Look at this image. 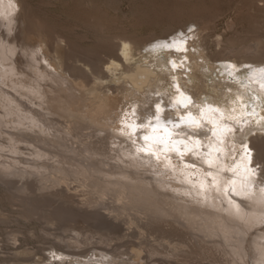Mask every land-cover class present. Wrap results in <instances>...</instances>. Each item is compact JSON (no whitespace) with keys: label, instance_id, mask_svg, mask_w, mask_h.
<instances>
[{"label":"bare ground","instance_id":"1","mask_svg":"<svg viewBox=\"0 0 264 264\" xmlns=\"http://www.w3.org/2000/svg\"><path fill=\"white\" fill-rule=\"evenodd\" d=\"M29 1L0 0V2H2V5H0V11H7L6 13H4L5 17H8V15L11 14L10 12L13 11L15 7H20L19 13L17 12L18 17H10L17 22V25H14L12 27L9 26L10 28L5 29V31L9 29L12 31L15 30L14 27H17L18 30L14 32L15 38H13V40H7V37L3 36V33L0 36V41H3L0 42V44H2V47L6 50L10 49V47H13V50H15L16 48V51L18 49H20L21 51V49L24 48L23 44H21V41L30 39V34L32 33H38L40 26H43L46 30L52 29L50 28L52 27L50 24L47 25L45 21H38L36 19V14L32 9L34 7L33 5L31 7ZM10 6H12L14 9L11 10L12 7ZM2 18L3 19H0V28L3 29L1 21L5 19L4 17ZM21 22L24 23L23 27H21ZM7 23L5 25L6 27H8ZM96 25L97 24H95L94 27L95 29ZM98 29L101 30V28ZM91 30L92 28L90 29V31ZM96 30L93 32H96V34L99 33V40H95L99 41H96L97 43L102 42L103 45L102 46L100 44V49L101 47H104L103 49L106 48L108 51H111V53H113V55L106 62L105 66L102 63V58L99 56L100 54L96 52L93 53V51L91 50L92 48H89L91 51L89 49H83L82 47V49H79L77 47V44L73 42H71L73 43V45L69 43V45H71L70 47H67V45L62 46L60 42H58L59 36H56L53 47L49 49V54L42 53L41 55L40 53H34V55L32 56V61L34 63L29 61L30 56H28V58L26 57V60L24 59L26 61V64L22 63V55L18 50L19 54H16L18 55L17 62L15 63L13 61V63H15L16 65L15 70L17 71L15 75H13L12 71H10V68L11 70L13 69L11 66L12 64L8 63L5 65V63L3 62L4 59L2 61L0 60V120H3L1 121V125L3 126H0L2 127L0 129H2L4 133L8 134V136L13 137L14 140L15 138H19L21 134H23L20 133L18 135V132H21V130L23 129V127H19V124H23V122L27 120L28 122L24 123V127H26L29 123L31 125H34L35 128H38V130H35V128L34 131L30 130L28 132L30 135H34L35 133L37 136H39L40 133H43L45 135L43 137L41 136L42 140L45 143H40V159L36 157L34 151L25 152V150L22 151L23 147L13 145L14 147H12L14 149V152H12V154L15 152L16 153L15 155H7V158L15 161V164L21 162L20 164L25 163V165H30L22 167L17 166L18 164H13L14 166H12V164H9V169L5 170L0 167V180L9 185L10 189L12 190V198L16 201H20L21 205L24 207L21 212L22 216L27 219L38 216L39 219L41 218V220H43V223L49 225V227L45 229L47 231H54L61 228L60 225L64 224L63 222H65V226L72 225L73 227H78L77 224L84 221V223H87L91 227H95L96 229H98V231H103V234H112L114 232V228L109 226V223L106 219L104 221L101 219V217H98L100 218V223L96 224V226H93L89 222L91 218L95 217L93 216L95 212L97 214H103V216H107L105 213H103V209L109 211V214H112L114 212L119 213V211H116L115 205L110 204L111 199H109V203H107L106 201L102 202V200L104 199H99L97 197V200H95L94 203L98 206H101L97 208V206L95 205L96 207L93 210H81L77 206L72 204L73 202L68 203V201H66V199L64 198L60 201L50 200L52 198L54 199L58 196L63 195L67 197L68 195L65 193H67L68 191H71L74 188L79 189L80 187L82 189L89 188V186H93V183L97 187L98 185H100V189L98 188V191H102L103 196H105V199L107 200L108 197L114 194H120L119 192L110 190L113 185L111 187H109L108 184L106 185V183L108 182L106 179V174L110 173L109 171L113 168V158H116L118 154L120 159H122L123 157L121 150L124 151L125 149H129V145L128 142H126L127 139L125 140V138L121 136V133H119L121 129H123L124 132L126 131V128L120 125V123L122 122L120 113H115L114 115H112V112L104 113L100 107V104L107 98H114L113 95L109 94V91L113 89V91L115 92V88H120L125 93L124 97L127 98L128 101L134 103L133 106L135 108L141 105L142 108L147 109V104L150 100L152 101V99H155L156 93H163V95H167V88L165 87V85H163L164 81H166L167 76H170L171 79H173L174 83L180 81V79L183 80L185 84L188 85V87L190 86L192 88H195L199 91V93H202V90L205 88V86L211 88V90L213 89L217 93L219 91H222L223 93L224 89L228 87L234 89L237 94V97L235 98V96L230 93L229 98L231 99V103H229L228 101L224 102L223 100L216 98L213 93L210 95V99L208 100H206L207 97H202L201 99L197 97L196 100L193 99L194 102L192 104L191 100H189L188 98V107L186 109L177 111L178 113L181 112L184 113V115L186 114V117L189 113H191V115L198 122L199 126H196V124H189L185 119V121H183L185 122V126H182L180 129H178V133H181L182 135L180 134V137H176V139L173 138L176 142H167V148H170L172 152L173 150H178L177 145H181V143H179L180 141L184 142L182 143V145H184L186 151L189 150V148H195V150L192 149L191 151H193V156L196 154L197 160L200 161L198 162L201 163L204 161L206 164H208V167L210 164L213 169L210 170L205 168V164H198L196 160L193 161V163H195V165L197 166H195V169L191 167L190 162H186L188 166L181 165V168L179 166L180 162L178 161V159L174 160V158H170L171 156L168 155L169 153H160V155H156L159 156L158 161H156L157 163L152 162L151 164H149L151 165V167H154L153 171L143 167L144 163H141L142 160L140 161L137 159H140V157L136 158L133 156L134 159L136 158V163L134 162L133 158L130 159V161L127 158H123L122 161H124L126 164L128 163V165L126 166L132 169L134 173H137L139 175H148V177L150 178L156 177L163 187H171L174 189L173 196L169 195L167 198L169 200H172V205L175 204L173 208H175L177 213L180 214L182 218H184L183 220H188L189 222H191L190 224H192V226L194 227L193 231L190 230L192 229L190 225L189 226L191 228L187 227V229H189L191 233H195L197 230H199L204 232V234L206 233L210 235V237H217V241L219 240V238H221V240L218 241L221 247L225 246L223 244V240L226 239L227 242H229V247L233 248L232 250L234 252V256H231L232 258H234V260L237 258L235 261L236 264H264L263 194L261 192H258L260 198L258 197L259 199H257V201H254V199L251 198L253 200L252 202L251 199H248L249 197L247 198L248 200H244V196L246 194H253V192H257L258 189L264 191V91H261V84L264 83V79L261 83L254 84L252 83V81L254 82V77L252 78L251 82L245 81L244 77L243 81H241V83L239 82V84L242 85L243 89H239L227 83L225 79H219V77L216 75L217 70H219V64L216 62H218L220 59L219 57L222 56L225 57V60L234 61V63H236L238 67L242 66V64L244 65V63H248L251 66L255 65L257 66V68L260 66L264 67V40L262 39L264 35L257 33L255 34V39L252 42H245V44H243V42L241 44H238L237 42H234V40L229 39L224 42L222 49L217 50V52L215 51L216 53L208 52L209 50L207 44L205 42H202L201 40L198 46L194 44V42H189L186 45V42H188L189 40H183L181 48L193 47L199 52V55H196L197 52H194L193 54H185L184 52L183 54L190 56L192 63H189L187 61L185 55L183 56L184 59H186L185 61L183 60L184 62H181L182 60H179L180 57L177 59L175 57L174 60L178 62V65L176 67V65L174 66V62L172 60L168 62V58L165 59L168 61L164 62L161 54H158L156 52L158 50L157 48L148 47V49L146 47L147 44L149 42H152L153 40H150L149 42H142V39L138 38L139 40L141 39V43L137 38V40H131V38H120L122 40L119 41L115 40V38L110 36V34L108 36H105L107 34L102 33L103 29L101 31ZM2 31L4 32V29ZM22 31H24V33H22ZM183 34L182 36L186 35V33L184 35ZM86 35H88V33ZM171 35H173V37L174 35L177 36V34H170L154 40H161L162 38L166 39ZM94 37H97V35ZM184 37H182L181 39H184ZM176 41L181 43V40L179 39ZM13 42H16L14 46ZM172 44L170 45V47L172 46ZM203 46L204 49L208 50L207 52H204L206 51L204 49L201 50V47L203 48ZM117 47L121 48L120 53H115V51L117 52ZM94 48L97 47L94 46ZM168 53L169 56L172 57L174 55H177L176 50L172 49ZM79 61H82L83 65L78 64ZM1 62H3L5 66ZM44 62H46V64H44ZM181 64H184L186 66V69L184 68V66V69L180 68L179 65ZM243 68L244 67L242 66V71ZM199 70H201V72ZM9 71L11 72L10 74L16 76V78L12 77V75L9 76ZM13 73H15V71ZM2 75L6 76L3 77ZM29 76L37 82V86L29 85L28 87V84L24 82L25 80H22L23 78H28ZM225 77L226 76H222V78ZM27 81H29V79ZM2 82L5 86L7 85L9 89H7V87H5L3 84L1 85ZM20 86L23 87V89H20ZM25 88H27L28 90H26ZM11 89H14L17 93H20L24 100L18 97ZM57 90L59 95L58 97L54 98L50 93L56 92ZM188 92L189 91H187L186 93L187 95L191 94H188ZM179 95L182 96L181 94ZM43 96L49 97L48 100H42L39 103L37 102L36 106L28 102L30 99H32V97L38 100V97L42 98ZM184 97L187 96H185L184 94ZM184 97L181 98L183 101L185 100ZM7 98L13 100L15 103L17 102V104H19L20 106L22 105L23 107L20 108L14 103L8 104L6 102ZM162 98H159L158 100L157 97L155 100L160 101ZM169 98L171 99V96ZM44 102H46V105L44 104ZM160 107L161 110L159 111V113L161 114L163 113V108L166 106L162 104L160 105ZM3 108L5 109V111H3ZM166 113L167 112H165V114ZM141 114H143L142 111L141 113H139V115ZM166 115L168 116V114ZM126 116L127 115H125V117ZM18 118L22 120L19 121ZM5 122L10 124L11 130H9L4 125ZM211 124L216 125V127L213 128ZM55 129L60 130L57 131L58 134ZM61 129L68 130V132H70V134L74 138L79 139L80 141H86V138H82L85 132L89 131V129H95L96 131H98L97 133L100 134L99 139L97 140V144H99V147L101 149L99 150L96 147L97 150L94 149L95 151H93L92 149L85 148V151L87 153H83L81 152V150H79V148H75L74 144H69V140L67 141V137H65V135L63 134L64 130L62 131ZM110 130H112V133L110 132ZM52 131H54V133H52ZM103 132H107V134L101 135V133ZM136 132L138 133V131ZM163 132L164 131H162V133ZM211 133L213 134V136H215V138H217V141L211 135ZM190 134H192V137L191 139H188V135ZM163 137H165V135ZM0 139V145H8L6 142L7 140H2L1 137ZM16 139L14 140V143L18 144L17 140H19L20 138L17 140ZM51 139H53L54 141L58 140L59 145L65 146L66 150H59L57 144H55L54 141H50ZM212 145H215L216 147L214 151L212 149L213 147H211ZM35 146L37 145L35 144ZM209 147L211 148L208 151ZM183 149L182 151L184 152ZM68 150H70L71 153L75 151V157H73L71 154H67L66 152H68ZM112 150L114 151L111 153ZM129 152L130 151H128V153ZM132 152H130V154ZM177 154L181 155L175 152V155ZM51 156L52 158L53 156L58 158L59 156L61 157L57 161H52ZM97 156H99L101 160ZM93 158H96L95 161ZM146 158L152 161L151 155H147ZM161 159H164L163 161H165L164 163H166L165 166L167 168H172V166L174 167L178 165L176 168H174V170L178 169L179 171H183L186 175L185 177L183 176L179 178L185 179L187 182L191 183L192 187L188 185L186 186V184L179 185L173 182V180L171 181L169 177H167V175L162 174L160 170V167H162V164L160 163ZM209 161H211V163H209ZM102 162L106 164L105 166L108 165L112 168L100 166ZM66 163H68V165ZM181 164H183L182 161ZM258 164L260 165V167L258 166ZM91 166H95L96 172H91ZM89 167L91 168L89 169ZM114 167H116V165H114ZM132 171L129 172L132 173ZM207 172L209 173V175H212V181L208 180L205 176ZM74 174H77V176L83 175V177H80L78 179L76 178V176H74ZM5 175L9 176L10 179ZM191 175H197L198 179H192L193 177ZM132 176L134 177V175ZM66 178H71V181L65 180ZM116 178L117 179L115 182L118 184L117 190H121L118 188V186H121L120 178ZM150 178L149 180H151V182L153 183V180ZM80 181H82V183H78L77 186H70L71 182L73 183ZM20 182H23L21 186L18 185V183ZM210 183L216 184L214 186L216 187L214 188V190L217 189L218 194L220 193L221 195H223L221 196L222 198L220 196H216L215 194L211 195L214 191L213 188H211ZM130 184L132 183H129V186L126 189L133 195V197L146 199L144 205L147 207H149L147 202H149L150 206H154V209H145L143 206L148 215L154 214L158 217L163 216V219L167 223H171L170 220H168L170 218L167 217H172L174 215V213L171 212V206L156 205L155 199H157V193L154 190L151 192V189H149L150 193L148 194L141 188L142 186L139 183H135L132 187ZM250 186H253L254 189L250 190ZM133 187H135L137 190H132ZM198 187H200L201 189H198ZM39 188H47V191L37 192V189ZM228 188L230 190H233L234 193L230 194ZM13 190L16 191L14 192ZM170 191L171 190L169 189L168 194H170ZM175 191H178L181 194H177L175 193ZM192 191H194V193L196 194H193ZM201 191L205 193L202 194ZM183 194H189V196L191 195L193 198H190L189 196H185ZM237 194L240 195L239 197L242 196V201H238V198L234 197ZM197 195H201L203 198L201 196L200 198ZM85 201H89V199L85 198ZM113 201H115V199H113ZM136 202L138 203V201ZM258 202H260L259 208L257 204ZM89 203H91V201H89ZM133 207H135V205H133ZM121 208L125 212H127L129 204L127 202L122 203ZM157 209L161 211H156ZM131 213L133 212L131 211ZM135 219L136 218L133 217V223H137ZM69 223H71V225H69ZM141 227L145 230V232L151 229L150 234L155 235L154 233H152L155 232L153 228H148L147 226ZM53 233L56 237H63L62 233ZM196 234L195 236L198 237V234ZM61 240L64 241V239ZM249 240L251 242V245L253 244L252 248L254 250V254L252 252V255L250 253L251 248L249 249ZM252 256L254 258V263H252L251 261ZM124 263L136 264L137 261H133V258H130L125 259ZM146 264L150 263L147 261ZM159 264L167 263H165L164 261H159Z\"/></svg>","mask_w":264,"mask_h":264},{"label":"rangeland","instance_id":"2","mask_svg":"<svg viewBox=\"0 0 264 264\" xmlns=\"http://www.w3.org/2000/svg\"><path fill=\"white\" fill-rule=\"evenodd\" d=\"M1 3L2 2H0V5H2ZM29 3L31 7L32 5L34 7L32 9L36 14L35 15L36 19L38 21L39 20L45 21L47 25L50 24L52 27L50 26L49 27L52 29L46 30L43 26H40L38 33L36 34L32 33L30 34V37H31L30 39L28 40L25 39L21 41V44H23L24 48H22L21 51L20 49L18 50L20 51L22 55V56L20 55L22 57L21 61L22 63H25V64H26L25 60L28 58V56H30L29 61L33 62L32 56L34 55V53H37V54L40 53L41 55L42 53L49 54V49L53 47L54 42L56 40V36H59L60 39L58 38V42H60L62 46L67 45V47H70L71 45H73V43H75L77 44V47L79 49H82V48L91 49L92 48L91 50L93 51V53L96 52L100 54L99 56L102 58V63L105 66L106 62L113 55V53H111V51H108L106 48L103 49L104 47L103 48L101 47L100 49V44L102 45V42L97 43L99 42L97 41L99 40L98 39L99 33L97 32L98 34H96V32H93L96 29H97L96 31H101L103 29L102 33L107 34L105 36H108L110 34V36L114 37L115 40H119V41L122 40L120 38H123V39L131 38V40H135L136 38L137 39L141 38L142 40L141 39L140 40L142 42L144 41L149 42L150 40L151 41L153 40L152 42H149L146 47L147 48L148 47L157 48L158 50L156 52L158 54H161V56L163 57V61L166 62L169 60L168 62H170V60H172L174 62V66L176 65V67L178 65L177 64L178 62L174 60L175 57L176 59L180 57L179 60L180 61L182 60L181 62H184L187 59L189 63L190 62L192 63L190 56H187L185 54H188V53L193 54L194 52H197L196 55H199V52L193 47L181 48V45L183 43L176 41L178 39L181 41L189 40L188 42H186V45L189 42H194V44H196L197 46L200 44V40H201L202 42H205L207 44L209 51L207 49H204V46L203 48L201 47V50L204 49L206 50L204 52L208 51L210 53L212 52L216 53L217 50L222 49L224 42H226L229 39L234 40V42H237L238 44H241L242 42L243 44H245V42L247 43L249 41L252 42L255 39V34L257 33L264 35V0H48V1L47 0H30ZM13 9L14 8L12 7L11 10ZM15 9L10 12L11 14H9L8 17H5V14H4L7 11L5 12L2 10L0 11V19H3L2 17H4L5 19L1 21V25L4 29V32L2 31L3 29L0 28L2 29L0 30V36L3 33V36H6L7 40H13V38H15L14 32L18 30L17 27H14L15 30L11 31L9 29L5 31L6 28L8 29L14 25L15 26L17 25V22L10 18L12 16L18 17L20 7L18 8L15 7ZM6 23L8 27L5 26ZM21 24H22L21 27H23L24 23L21 22ZM95 24H97L96 29L94 28ZM89 28L90 29L92 28V30L90 31ZM98 28H101V30ZM86 32L88 33V35H86L87 34ZM182 32L184 34L186 33V35H184ZM22 33H24V31H22ZM170 34H177V36L174 35L175 39L173 35H171L172 37L169 36L166 39L162 38L161 40L160 39L154 40L159 37L167 36ZM182 34L185 37L187 36L188 38L186 37L187 38L186 39L184 36H182ZM96 35L97 37H94ZM182 37H184V39H181ZM262 39L264 40V36ZM140 40L139 42H141ZM0 42H3V41H0ZM69 43L71 45H69ZM167 43H170V44H167ZM177 43H180V44H177ZM15 44L16 42H13V46ZM171 44L172 46L170 47ZM94 46L97 48H94ZM13 49H14L13 47H10V49L6 50L5 48L2 47V44H0V60L2 61L4 59L3 62L5 63V65L8 63L12 64L11 66L13 69L11 70L10 68V71H12V74L15 75L17 72L15 70V67H16L15 63L17 62V57H18V55L16 54H19V53H18V50L16 51V48L15 50ZM171 49L176 50L177 52L176 54L178 56L177 55L176 56L174 55L173 57L169 56L168 52L171 51ZM116 50L117 52L115 51V53L121 52V48L117 47ZM184 52L185 54H183ZM184 55L186 59H184L183 57ZM187 57L189 58V60ZM166 58H168V60H165ZM219 58H218L219 61L216 62L219 64L218 66L219 70H217L216 75L219 77V79H222V80L225 79L226 82L229 83L230 85H233L239 89H243L242 85H240L239 82L244 77H248L250 80H252V78L254 77L253 78L254 84L256 83L258 84L263 81V79H260L261 73L259 70L264 67L260 66L257 68V66L255 65L251 66L248 63H244V65L242 64V66L244 67L242 71V66L238 67L236 63H234V61L225 60L224 59L225 57L223 56ZM13 61L15 63H13ZM3 62L1 63L3 64ZM44 64H46V62H44ZM78 64L83 65V62L79 61ZM183 66L186 69V66L184 64L179 65L180 68L184 69ZM13 70L15 71V73H13L14 72ZM10 71L8 72L9 76L12 75L10 74L11 73ZM199 71L201 72V70ZM13 75L12 77L16 78V76H13ZM2 76L5 77L6 75H2ZM222 76H226V77L222 78ZM169 77L170 76H167L166 81H164L163 83V85H165V87L168 89V90L166 89V91L168 92L167 95L166 94L163 95V93H156L155 99L157 97H158V100L159 98H162V97L163 98L160 101L155 100V99L154 100L152 99V101L150 100L149 103L147 104V109L142 108L141 105L139 106L143 110L139 106L135 108L133 106L134 103L128 101L127 98L124 97L125 93L120 88L118 89L115 88V92L113 91V89H111L109 91V94L113 95L114 98H107L104 102L100 104V107L104 113L112 112V115H114L115 113H120V117L122 118V122L120 123V125L126 128V131L124 132V130L121 129L119 133H121V136L124 137L125 140L127 139L126 142H128V145H129L128 147L129 149H125L124 150L125 152L121 150L122 157L124 159L127 158L129 161L130 159L133 158V156L136 158L140 157V159L139 158L137 159L140 161L142 160L141 163H144L143 167H145L146 169L148 168L149 170L153 171L154 167H151V165L149 164H151L152 162L157 163L156 161H158V159H156L157 157L156 155L158 154L160 155V153L161 154L169 153L168 155L171 156L170 158H174V160L178 159V161L180 162L179 166L181 168L182 166L187 165L186 162L188 163L190 162L191 167L195 169L197 166L195 165V163H193V161L196 160L198 164H205L206 165L205 168L211 170L213 169V167L210 166V164L208 167L207 166L208 164H206L204 161L199 163L200 161L197 160L196 158L197 156L195 153H194L195 155L193 156V151L191 150L192 149L195 150V148H189V150L186 151L184 145H182L181 143V145H177L178 150H173L172 152L170 148H167V143L164 145L155 139L156 136L157 137H163L164 135L166 136V133L165 134L164 132L162 133L163 131L162 128L157 129V131L153 132V127L157 123V121L153 118V116L157 114V109L155 108L157 104H160V105L163 104L164 106H166L163 108V113L161 114L159 113V117H160V123L168 127L169 131L172 133V136L168 138V142L170 143L172 141L174 142L175 141L174 139H176V137L177 138L180 137L181 133L180 134L178 133V129H180L182 126L183 127L185 126L184 124L185 122L181 120V117L186 118V114L184 115V113H181V112L178 113L177 111V110L180 111V110L186 109L188 107V105L187 107H184L182 103L183 100L181 98L184 97V94L185 96H187L184 98H189V100H191V104L194 102V100L197 99V97H199V99H201L202 97L204 98L207 97L206 100L210 99V95L212 93L213 95H215L216 98L221 99L224 102L228 101L229 103H231V99L229 98V95L231 93L236 98L237 97L236 91L232 88L227 87L224 89L223 93L222 91H219L220 93L219 92L217 93L213 89L211 90V88H208L207 86H205V88L202 90V93H199V91L196 90L195 88H192L190 86L188 87V85H186L183 80L180 79L181 82L176 80L177 81L176 83H178L176 84L173 82V79ZM28 79L29 81H27ZM22 80H25L24 82L28 84V87L29 85L37 86V82L34 81L32 78H30V76L28 78H23ZM169 81L173 82L175 85L173 83H170ZM2 84L3 82L1 83V85ZM5 87L9 89L7 85ZM19 88L23 89V87L21 86ZM25 89L28 90L27 88ZM11 90H13L14 93L18 97L24 100V98L20 95V93H17L14 89H11ZM187 91H189L188 94L189 93L191 94L187 95L186 94ZM261 91H264V88H262ZM57 93H58V90L50 94L55 98V97H58L59 95V93L58 94ZM178 93L181 94L182 96H180ZM177 94H178V97H177ZM222 94L224 95V97ZM170 96H171V99L169 98ZM48 98L49 97L47 96H43L42 98L38 97L37 98L38 100H36L34 97H32V99H30L28 102L36 106L37 102L39 103L42 100L46 101L48 100ZM6 102L8 104L14 103L20 108L23 107L22 105L20 106L19 104H17V102L15 103L13 100L9 98L6 99ZM44 104L46 105V102H44ZM3 111H5L4 108H3ZM141 111L143 114L139 115ZM165 112H167L166 114H168V116L165 114ZM125 115L127 116L125 117ZM140 118H141V121H140ZM18 120L21 121L22 119L18 118ZM148 120L151 121V126L149 127H147ZM168 120H171L175 124H179V127H175V128L172 127V124L167 123ZM1 121L3 120L2 119L0 120V126H3L1 125L2 123ZM27 122L28 121L25 120L23 124H19V127L21 128L23 127L22 129L23 131L21 130V132H18V135L20 133H23V134H21L22 137L21 136L19 137L20 139L17 138L20 141L15 138L18 144L14 143L15 139L13 140V137L8 136V134L4 133L3 130L0 129L1 130L0 137L2 138V140H5V141L7 140L6 141L7 144L10 145V146L0 145V167H2V169L4 170L9 169V164L10 165L12 164V166H14L13 164H15L14 163L15 161H13L10 158H7L8 157L7 155H13V154L15 155L16 153L15 152L12 154V152H14L13 145L23 147L22 151L25 150V152L34 151L36 154V157L40 159V156H41L40 155L41 153L40 143L41 144L45 143L42 140L41 136L43 137L45 135L43 133H40L39 136H37L36 133L34 135L33 134L30 135L28 132L30 130L34 131L35 127L34 125H31L29 123L27 124L26 127H24V123H27ZM129 124L138 125L139 127H137V130H136L138 131V133L136 131L135 133L132 132V130L128 127ZM4 125L9 130H11L9 123L5 122ZM211 125L213 126V128L216 127V125L214 124H211ZM149 128L152 130H150ZM24 129H25V132H24ZM35 130H38V128H35ZM55 130L56 132L60 131L57 129ZM61 130L62 131L64 130L63 134L65 135V137H67L66 138L67 141L69 140L68 141L69 144L70 145L74 144V147L79 148V150H81V152L83 153H87L85 151V148L92 149L93 151H95L94 149H96V147L99 150L101 149L99 147V144H97V140L99 139L100 134H98L97 133L98 131H96L95 129H89V131L85 132L82 138H86V141L85 140L80 141L79 139L74 138L70 134V132H68V130H65V129H61ZM112 130H110L111 133H112ZM158 131H161V132H158ZM107 132L106 133L103 132L101 133V135H105L107 134ZM52 133H54V131H52ZM154 134L155 135L158 134V135L155 136ZM142 135L143 137L145 135H148L149 137H152V139H150L149 141H145ZM211 135L213 136L212 133ZM188 136H189L188 139H191L192 134ZM213 137L215 138V136ZM21 138H25V139H21ZM128 138L131 143L128 141ZM215 140L217 141V138H215ZM50 141L53 142L54 140L51 139ZM54 143L57 144L59 150L61 149L66 150L65 146L59 145L58 140L54 141ZM35 144L37 146H35ZM164 147L167 148V151L164 150L165 149ZM211 147H213L212 148L213 151L216 148L215 145L214 146L212 145ZM211 147L208 148V151ZM182 149L184 150V152L182 151ZM113 151L114 150H112L111 153ZM128 151L130 152L133 151L131 153L132 155L130 154V152L128 153ZM74 152L75 151H73L72 152L73 154H72L71 151L68 150V152L66 153L71 154L73 157H75ZM175 152L181 155H178V154L175 155ZM147 155L152 156L151 158L152 161L146 158ZM60 157L61 156H59V158ZM97 157L101 160L99 156ZM59 158L55 156H53L52 158L51 156L52 161H57ZM96 158H93L94 161ZM122 159H120L119 155L117 154L116 158H113L114 162L112 161L113 168L108 165L105 166L106 164L103 162L102 164H100V166L112 168V170L109 171L110 173L106 174L107 175L106 179L109 182V183L107 182L106 185L108 184L109 187L113 185L114 187L112 186L110 190L114 192H119L120 194H114L108 197V200H107L105 199V196H103V192L98 191L100 189V185H98L97 187L93 183V186H89V188L82 189L80 187L79 189L74 188L73 190L68 191L67 193H65L68 195L67 196L68 198L63 195V196H58L57 198H54V199L53 198L50 199L53 201H60V200H63L64 198L66 199V201H68V203L73 202L72 204H74L81 210H85V209L93 210L96 206L97 208L100 207L101 205L98 206L94 203L95 200H97V197L99 199H104L102 200V202L106 201L107 203H109V199H111L110 204L115 205V209L116 211H119V213L114 212L112 214H109V211H106L103 209L102 210L103 213H105L107 216H103V214H97L95 212L93 216H95L96 218L95 217L91 218L89 222L93 226H96V224L100 223L99 221L100 218L98 217H101V219L104 221L106 219L109 223V226L114 228L113 230L114 232L112 234H103L102 233L103 231H98V229H96L95 227H91L87 223H84V221L77 224L78 227H73L71 223H69V225L71 226H65V222H63L64 224L60 225L61 228L54 230V231H47L45 229H47L49 225H47L46 223H43V220H41V218L39 219L38 216L31 217L29 219L24 218L22 216L21 212L24 209V207L21 205V202L16 201L15 199L12 198L11 196L12 190L10 189L9 185L5 184V182L0 180V264H126L124 263L125 259H130V258H133V261L134 260L137 261L138 264H146L147 261L150 264H159V261H164L167 264H236L235 262L237 259L236 256H235L236 258L235 260L231 256V255L234 256V252L232 250L233 248L229 247V244H228L229 242H227L226 239L223 240L224 241L223 244L225 246L221 247L218 242L219 240H221V238H219V240L217 241V237L213 238V237H210V235L205 233L207 235L206 236L204 232L199 231V230L196 231L198 235L196 234V232L191 233V231H193V228H194L192 224H190L191 222H189L188 220H183L184 218H182V216H180V214L177 213L176 209L173 208L175 204L172 205V200H169L167 198L169 195L173 196V192H174L173 188L163 187L156 177L150 178L148 177V175L146 176V175H139L137 173H134L132 169L126 166L128 165V163L126 164L124 161H122ZM135 159H134V162H135ZM143 159L146 161H144ZM163 160L162 159L160 160V163L162 164L161 165L162 167H160L162 174L167 175V177H169L171 181L173 180V182L179 185L186 184V186L188 185L192 187L191 183L187 182L185 179H180L181 177L186 176L185 172L179 171L178 169L174 170V168H176L178 165L174 167L172 166V168H167L165 166L166 163H164L165 161ZM181 161L183 164H181ZM20 163H16L15 165L18 164L17 166H22V167L30 165V164L25 165V163H22V164ZM66 164L68 165V163ZM1 165H4V166H1ZM114 165H116V167H114ZM258 166L260 167L259 164ZM91 167H89V169ZM129 171H132L133 174ZM91 172L93 173L96 172L95 166L91 168ZM132 175H134V177ZM210 175L208 172L205 174L207 179L212 181L213 177L212 175L211 176ZM5 176L9 177L7 175ZM74 176H76V178L78 179L80 177H83V175L77 176V174H74ZM191 176L193 177L192 179H196V180L198 179L197 175H191ZM116 177L120 178L121 186H118V188L121 190H117L118 184L115 182L117 179ZM149 178L153 180V183L151 182V180H149ZM65 180L71 181V178H66ZM122 182L124 185L122 184ZM78 183H82V181L73 182V183L71 182L70 186L71 187L77 186ZM129 183H132L130 184L131 187L135 183L136 184L139 183L142 186L141 188L148 194L150 193L149 189H151V192L154 190L157 193V199H155L156 205L171 206L172 207L171 212H173L174 213L173 216H176V217L167 216L170 218L168 219L171 222L169 224L163 219V216L158 217V216H155L154 214L148 215L146 211L144 210V208L154 209V206L153 205L150 206L149 202H147L149 206L147 207L144 205V203L146 202V199L133 197V195L129 193V191L126 189L129 186ZM22 184L23 182L18 183L19 186H21ZM210 185L214 191V192L212 191L213 194L211 195L215 194L216 196H220V197L223 196L220 193H219L220 195L218 194L217 189L214 190V188H216L214 187L216 184L210 183ZM199 188L200 187H198V189ZM229 188H228V191H230V194L234 193V191L230 190L231 188L230 189ZM167 189L171 190L170 194H168ZM253 189L254 187L250 186V190H253ZM132 190L136 191L137 189L133 187ZM42 191L46 192L47 188L37 189V192H42ZM192 192L193 194H196L194 193V191ZM258 192L259 193L261 192L263 194L261 195H262V199L264 202V191L259 190V189L257 192H253V194L252 193L246 194L244 196L245 197L244 200H246L249 197L248 199L253 198L254 201H257V199L260 198ZM175 193L181 194L178 191H175ZM201 193L204 194L205 192L201 191ZM97 195H100V196H97ZM183 195L189 196V194H183ZM197 196L200 197L201 195H197ZM239 196L240 195L237 194L234 197H237L238 201H242L243 200L242 196L241 197ZM189 197L193 198L191 195ZM85 198L89 199L91 203H89V201H85ZM10 199H13V200H10ZM113 199H115V201H113ZM136 201L142 204H138ZM126 202L129 204V208L127 212H125L121 208V204L126 203ZM243 203H246V202H243ZM259 203L260 202L257 203L258 208L260 207ZM133 205H135L136 209L135 207H133ZM131 211L133 213H131ZM156 211H161V210L157 209ZM133 217L136 218L135 220L137 221V223H133L132 221ZM107 221H106V224H107ZM189 225L192 227V229H190L191 231L187 229V227L191 228ZM141 226H147L148 228H153L155 232H152V231L151 232L154 233L155 235L150 234L151 229L149 230L147 229L148 231L145 232V230L142 229ZM53 227H57V226H53ZM53 232L62 233L63 237H56ZM190 233L193 235H191ZM195 234L198 237H196ZM61 239H64V241ZM213 239L216 241H214ZM252 245L249 240V246H250L249 249L251 248L250 249L251 255H252V252L254 254ZM253 256L251 257L252 263H254Z\"/></svg>","mask_w":264,"mask_h":264},{"label":"snow or ice","instance_id":"3","mask_svg":"<svg viewBox=\"0 0 264 264\" xmlns=\"http://www.w3.org/2000/svg\"><path fill=\"white\" fill-rule=\"evenodd\" d=\"M181 43H183V42L181 41ZM178 50H179V49H178ZM259 71H260V73H261V78L264 79V68H261ZM261 87L264 88V83L261 84ZM187 100H188V98H185V100L182 102L184 107H187ZM156 109H157V114H156L153 118L157 121V123H156V125L153 127V132L157 131V129L162 128L163 131H164V133H166V136H165V137H155V139H156L157 141H159L160 143H162V144H166V143L168 142V138H170V137L172 136V133L169 131L168 127H166V126H164V125H162V124L160 123L159 111H160L161 109H160V105H159V104L156 105ZM217 111H218V110H217ZM185 119H186V122H187V123H189V124H197V126H199L198 122H197L196 119L191 115V113H189V114L187 115L186 118H185V117H181V120H182V121H184ZM167 123H168V124H172V127H174V128H175V127H179V124H175V123H173L171 120H168ZM147 125H148V126H151V121H150V120L147 121ZM128 127H129L133 132H135V131L137 130V127H139V126L136 125V124H129ZM143 139H144L145 141H149L150 139H152V137H149L148 135H145V136L143 137ZM179 143H184V142H183V141H180ZM245 147H246V146H245ZM164 150L167 151V148H165ZM157 159H159V156H157ZM209 163H211V161H209Z\"/></svg>","mask_w":264,"mask_h":264},{"label":"water","instance_id":"4","mask_svg":"<svg viewBox=\"0 0 264 264\" xmlns=\"http://www.w3.org/2000/svg\"><path fill=\"white\" fill-rule=\"evenodd\" d=\"M244 80L250 82V81H249L248 79H246V78H245ZM241 81H243V79H242ZM241 81H240V82H241Z\"/></svg>","mask_w":264,"mask_h":264}]
</instances>
